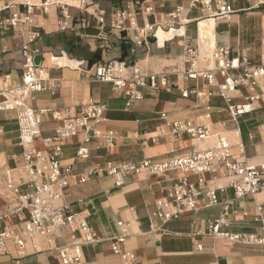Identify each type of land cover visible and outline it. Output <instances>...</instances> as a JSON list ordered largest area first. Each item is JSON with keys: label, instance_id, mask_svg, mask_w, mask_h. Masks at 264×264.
I'll use <instances>...</instances> for the list:
<instances>
[{"label": "crops", "instance_id": "crops-1", "mask_svg": "<svg viewBox=\"0 0 264 264\" xmlns=\"http://www.w3.org/2000/svg\"><path fill=\"white\" fill-rule=\"evenodd\" d=\"M29 1L39 5L44 0ZM88 1L91 3L82 9L67 7L66 15L57 4L46 10L36 6L32 24L0 27V89L20 82L23 62L20 45L28 40L29 34H36L29 45L37 49L34 61L46 66L47 79L44 88L32 92L26 102L39 113L41 136L51 135L62 118L76 114L90 102L104 107V120L95 128L102 133L112 131V144L106 146L102 138L93 137L87 145L89 155L79 159L75 153L81 137H70L63 141L59 156L62 164L72 165L74 174H82L107 161L161 163L211 144L212 140L197 141L187 133L173 134L170 123L181 120L206 124L213 131L222 130L231 144L242 143L250 163L264 164V106L258 105L233 119L216 87L208 86L200 76L196 79L179 76L187 69L182 56L185 41L201 51L223 45L231 56H245L258 63L264 57V0L256 6L254 0H228L234 11L226 19L206 18L199 7L191 6V0ZM11 5L25 12L21 0H0V18L10 15ZM177 8L179 17L171 18L170 13ZM100 9L104 10L103 22L97 19ZM120 10L132 13L133 28L128 20L120 27L111 25L115 12ZM147 25L152 29L146 30ZM51 56L58 57L57 64L50 63ZM112 60L135 64L142 71L165 73L167 85L155 90L141 88V98L128 104L122 91L92 77L97 65ZM194 87L213 93L209 108L193 94L181 95L183 90ZM233 101L243 102L241 93H235ZM34 146L41 148L39 139L34 140ZM22 152L15 112L0 110V177L5 168L23 163ZM118 177L122 178L119 185L115 184ZM180 183H191L205 190L225 183V179L213 178L205 172L170 170L156 174L141 169L122 175L104 170L93 173L82 184L71 181L64 201L72 211L86 217L99 238L93 245H83L80 264H264V243L234 241L206 232L208 221L224 215L220 233L263 235L262 215L256 206L264 202V191L236 198L232 189L226 188L217 191V203L163 221L154 214L155 202ZM13 204L0 195V214ZM119 221L122 225H118ZM0 224L15 232L21 230L15 216L3 218ZM123 228L127 229V235L121 248L133 254L130 261L113 253L110 246ZM66 240L68 230L62 228V234L51 242L38 238L36 249L28 242L18 260L15 259L18 249L9 240L6 252L0 254V264H62L52 247Z\"/></svg>", "mask_w": 264, "mask_h": 264}, {"label": "built area", "instance_id": "built-area-1", "mask_svg": "<svg viewBox=\"0 0 264 264\" xmlns=\"http://www.w3.org/2000/svg\"><path fill=\"white\" fill-rule=\"evenodd\" d=\"M263 0H254L253 6L262 4ZM25 12L21 13L9 6L12 12L9 16L0 18V27H18L30 25L33 22V8L36 6L46 10L49 5L60 6L64 15L69 6L79 9L85 8L88 0H44L39 5L29 0H21ZM192 7H199L206 18L226 19L234 11L228 0H191ZM98 12V21L103 22L104 10ZM180 9L170 13L171 18L179 17ZM128 20L131 28L134 19L131 12L120 10L115 12L111 25L120 27ZM171 25L168 27L170 30ZM151 30L152 26H146ZM159 27L156 28V30ZM156 31L153 32L154 37ZM36 34H29L28 40L21 43L23 56L21 80L18 84L0 89L2 97L0 110L14 111L18 124V142L23 147V163L13 168H5L0 177L2 195L9 203L5 211L0 214V221L9 216H15L21 225L20 232L0 224V254L6 252V242L12 241L18 249V255L25 252L26 244L31 243L36 249V240L43 238L51 242L53 237L62 234V228L68 230V240L52 247L62 264H80L82 262L83 245H93L99 242L96 232L90 227L86 217L72 211L70 204L64 201L69 183L82 184L93 173L106 170L109 174L122 175L130 171L141 169L151 173H163L170 170L182 172L209 173L213 178H224L225 183L215 188L202 190L191 183L173 185L167 190L166 196L156 200L154 214L163 221L179 217L185 211L194 210L199 206H210L218 202L217 191L231 188L234 197L240 198L246 194L264 191V164L250 163L244 153L242 143L231 144L225 135L213 131L206 124H199L191 120L173 121L170 123L171 132L175 135L189 134L197 141L212 140L211 144L202 148H193L187 156L175 158L161 163H151L144 160L138 164H114L107 161L103 165L89 169L82 174H74L72 165L62 164L59 156L62 152L63 141L70 137L80 136L81 140L76 149V157L84 159L89 155L88 143L93 137H100L106 146L113 141V132H101L95 126L104 120L102 105L88 103L76 114L62 118V122L55 127L49 136H41L40 116L26 102L31 93L44 88L47 79L46 66L34 61L37 49L30 47V42ZM141 39L137 38L140 43ZM182 56L187 69L179 73L180 78L196 79L200 76L208 86H214L219 96L226 104V110L233 119L254 110L258 105L264 106V57L258 63L251 62L245 56L233 57L228 47L213 45L210 49L199 50L191 47L187 41L182 45ZM58 57L51 56V64H57ZM204 65V66H203ZM92 77L99 81L109 82L117 90L122 91L128 99V104L141 98V88L159 89L167 85L165 73L142 71L135 64L112 60L97 65ZM235 93H241L243 102L234 103ZM189 94L201 99L207 108L213 93L210 90L185 89L181 95ZM164 116V114H161ZM56 117V116H55ZM39 139L41 148L34 146V140ZM234 147L236 151H234ZM202 179H198L201 183ZM122 183L118 177L115 184ZM227 203H224V210ZM262 215L261 226L263 235L256 234H228L220 233V225L225 223L224 215L207 222V234L225 235L234 241L248 243H264V202L256 206ZM118 225H122L119 221ZM127 235L123 228L120 235L112 239L110 246L113 253L120 255L124 261L133 260L130 251L123 250L121 244ZM210 264H218L212 262Z\"/></svg>", "mask_w": 264, "mask_h": 264}, {"label": "rangeland", "instance_id": "rangeland-1", "mask_svg": "<svg viewBox=\"0 0 264 264\" xmlns=\"http://www.w3.org/2000/svg\"><path fill=\"white\" fill-rule=\"evenodd\" d=\"M199 41H200V43H201V45H204V42H203V40L200 38L199 39ZM220 130V129H219ZM220 133L222 134V135H227V133H224L222 130H220Z\"/></svg>", "mask_w": 264, "mask_h": 264}, {"label": "bare ground", "instance_id": "bare-ground-1", "mask_svg": "<svg viewBox=\"0 0 264 264\" xmlns=\"http://www.w3.org/2000/svg\"><path fill=\"white\" fill-rule=\"evenodd\" d=\"M209 18H212V17H209ZM213 47V46H212ZM211 48V47H210ZM210 48H208V49H210ZM236 135H238V134H236ZM237 143H239V141L237 142Z\"/></svg>", "mask_w": 264, "mask_h": 264}]
</instances>
